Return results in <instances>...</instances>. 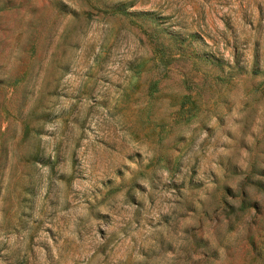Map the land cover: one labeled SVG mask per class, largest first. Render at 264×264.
<instances>
[{
  "label": "rangeland",
  "instance_id": "rangeland-1",
  "mask_svg": "<svg viewBox=\"0 0 264 264\" xmlns=\"http://www.w3.org/2000/svg\"><path fill=\"white\" fill-rule=\"evenodd\" d=\"M0 264H264V0H0Z\"/></svg>",
  "mask_w": 264,
  "mask_h": 264
}]
</instances>
